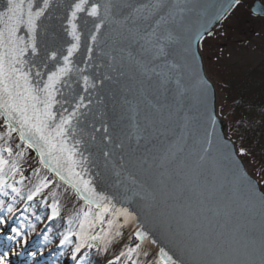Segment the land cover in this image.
<instances>
[{
	"label": "water",
	"instance_id": "95a60500",
	"mask_svg": "<svg viewBox=\"0 0 264 264\" xmlns=\"http://www.w3.org/2000/svg\"><path fill=\"white\" fill-rule=\"evenodd\" d=\"M72 2L53 0L43 19L41 40L50 51H66L73 42L65 31L67 9ZM131 2L144 4L149 0ZM165 3L167 8L161 14L166 22L157 29L160 39L156 41L165 52L159 56L156 47L146 45L149 50L145 51L142 40L132 39L136 33L150 31L159 15L135 24L131 20L106 23L97 44H91L89 39L92 18L79 20L80 49L72 59L81 68L86 62L84 74L96 87L84 92L83 81L78 84V76L73 74L70 83L75 91L64 88V96L58 99H71L76 93L85 96L88 107L80 110L86 115L80 116L76 136L81 139L78 150L86 158L85 179H91L96 191L112 198L117 207H126L137 217L136 222L119 224L158 264H165L161 248L181 264H209L215 259L209 245L220 256L229 247L235 249L238 255L231 259L235 264H244V254L259 248L264 236V207L253 195L252 187L257 193L264 190L249 173L218 115L215 87L207 76L200 51L208 33H213L238 4L234 0ZM229 4L233 5L230 9ZM128 11L124 9L116 19L123 20ZM250 12L264 17V6L255 1ZM198 31L203 33V39L196 44ZM169 33L175 37L173 41L166 39ZM190 41L195 60L185 51ZM88 46L93 48L90 61ZM62 110L56 106L58 114ZM13 134L32 152L42 169L89 207L50 167L40 163L36 150L22 143L17 133ZM72 143L69 137L68 144ZM105 151L108 157L104 156ZM91 208L98 211L95 206ZM137 227L150 238L139 240L135 235Z\"/></svg>",
	"mask_w": 264,
	"mask_h": 264
},
{
	"label": "snow or ice",
	"instance_id": "6c2138e0",
	"mask_svg": "<svg viewBox=\"0 0 264 264\" xmlns=\"http://www.w3.org/2000/svg\"><path fill=\"white\" fill-rule=\"evenodd\" d=\"M234 2L238 4L239 0H234ZM52 6L53 0H0V117L3 118L5 128L4 135H0V140H5V145H0V151L7 152L9 156L13 155V149L7 146L6 138L10 139L13 133H17L22 143L37 151L41 164L50 167L61 181L70 185L79 197L87 202L89 208L95 206L98 210L95 213L98 220L103 222V218L107 215L112 217L108 222L110 226L119 224L121 221L123 224L136 222L137 217L128 208L117 207L112 198L96 191L91 179H85L86 158L78 150L81 139H76L80 116L86 115L80 110L82 107H88L85 103V96L76 93L71 99L67 97L58 99V97L64 96L62 91L64 88L75 91L70 83L73 74H77L78 84L81 80L83 81L84 92L96 87L90 76L84 74L87 71L86 62L85 67L81 68L76 66L72 59L80 49L81 32L78 31L77 23L79 20L84 17L92 18L93 30L90 32L89 39L91 44H97V37L106 23L123 24L131 20L135 24L139 20L147 21L159 15L150 31H145L143 34L136 33L132 36L136 42L141 40L144 42L141 47L145 51L149 50L145 47L146 45L156 47V55L159 56L164 54L165 49L163 45L156 43L160 39L157 36V29L162 22H166L165 15L161 13L167 8V4L165 0H149V3L144 4H134L131 0H121L119 3L115 0H73L67 9V28L65 29L73 42L68 45L66 51H50L41 40L43 19L46 18V13ZM232 6L229 4L228 8ZM124 9L129 10L127 15L123 20H117L116 15ZM222 11L226 12L227 9H222ZM168 14L172 15L171 12ZM219 18L218 16L217 19ZM84 23L87 24L88 21L85 20ZM166 39L173 41L175 37L169 33ZM194 39L196 44H199L203 39V33L196 32ZM191 49L192 42L190 41L185 51L195 60L196 54L192 53ZM86 51L87 60L90 61L93 48L88 46ZM172 67L178 66L173 65ZM105 79H110V77L106 76ZM201 83L206 84L205 81ZM65 104H69L70 108H63ZM57 105L63 109L59 114L55 111ZM213 123H215L214 120ZM107 131V127H104V132L107 133ZM69 137L73 139L71 146L68 144ZM91 138L95 140L94 136ZM105 139H110V137H105ZM208 145L211 147L210 140ZM207 151L208 148H205V152ZM16 155L23 158L22 151ZM78 155L80 159H76ZM104 156L108 157L109 153L105 151ZM18 172L20 169L16 163L10 164L7 159L0 156V191L10 188L16 195L20 194V190L9 184L6 179L9 175L14 177ZM35 174L39 175L38 172ZM245 179H247L246 176ZM50 183L46 178L41 180L35 185V191L31 192L27 199L32 200L35 195L48 188ZM252 193L264 207V193H257L254 186ZM8 211L11 212L12 208L9 207ZM53 215H59L55 205ZM83 215L87 219L91 212H84ZM83 228L84 224L81 223V229ZM17 235L20 234L17 233ZM135 235L142 241L150 238L149 234L139 227ZM91 238L98 239L97 236ZM68 239V236L64 237V241ZM151 242L156 243L155 240ZM201 247H203L202 244ZM208 247L215 257L209 264H235V261L231 259L232 256L238 255L235 249L229 247L224 256H220L212 251L213 246ZM128 251L131 254L134 249L130 248ZM221 251H224L223 246H221ZM244 255L246 257L244 264H264V236L261 238L259 248H254L253 251L246 252ZM160 256L165 264H181L163 248L160 249ZM0 264H6V261L0 259Z\"/></svg>",
	"mask_w": 264,
	"mask_h": 264
},
{
	"label": "trees",
	"instance_id": "16d2710c",
	"mask_svg": "<svg viewBox=\"0 0 264 264\" xmlns=\"http://www.w3.org/2000/svg\"><path fill=\"white\" fill-rule=\"evenodd\" d=\"M242 33L248 36L246 32ZM219 89L223 96L221 109L226 110L224 119L229 135L239 155L251 163L255 169L256 178L264 186V62L256 67L246 68L242 73H228L226 78L221 79ZM4 133L5 128L0 117V135ZM6 140L7 146L13 149V155L9 156L7 152L0 151V156L7 159L10 164L18 165L20 172L14 177L9 175L8 178L22 177L18 184L21 201L22 204H28L30 208L28 215L19 217L21 230L15 225L12 228L19 230L25 239L27 238L24 230H29L28 234L38 235L34 246L43 250L44 253H48L56 244L64 241L65 236L69 237L61 248L53 251L52 254L57 260L53 261L47 257L49 261L60 264L62 257L77 244L75 240L77 236H82L81 241H83L89 234H95L98 237L96 240L101 241L102 244L109 243L110 259L121 256L122 261L132 260L137 264H157L155 257L137 243L127 230L119 224L110 226L108 223L110 219L107 217L103 218V222L98 220L95 216L96 211L80 203L69 189L56 182L41 169L34 155L18 141L14 134ZM0 145H5V140H0ZM21 151L23 152L22 159L16 155ZM37 172L39 175L35 174ZM45 178L51 182L50 186L35 195L32 200H28V195L35 191V185ZM54 205L59 215L51 217L48 206L53 208ZM3 206H5V212H9V207L12 211L15 209L0 197V208ZM87 211H90L91 215L85 219L83 214ZM81 223L84 224L83 230ZM130 248L134 249L131 254L128 251ZM77 261L80 264H101L102 255L99 250H93L91 244H87L85 249L79 253Z\"/></svg>",
	"mask_w": 264,
	"mask_h": 264
},
{
	"label": "rangeland",
	"instance_id": "374dc122",
	"mask_svg": "<svg viewBox=\"0 0 264 264\" xmlns=\"http://www.w3.org/2000/svg\"><path fill=\"white\" fill-rule=\"evenodd\" d=\"M255 1H259L264 6V0H240L238 5L233 9L234 13H232V11V15L229 17L230 13L227 18L214 30V32L205 38V41L203 40L204 42H202L200 46V51L205 64V71L215 87L218 115L224 121V113H226V110L221 109V105H223V96L221 95V91L219 89L221 79L226 78L228 73H242V71L246 68L256 67L264 62V17L255 16L250 12V9ZM242 32H246L248 36ZM250 37L251 39H249ZM246 39H248V41H246ZM226 132L229 135L228 129ZM242 158L245 159L249 168V173L256 178L255 169L252 167L251 163L245 157L242 156ZM6 179L13 187L19 188L18 182H20L22 177L14 179L6 177ZM258 182L264 190V186L259 180ZM0 196L4 199V201L9 202V205L13 208H18L17 211L13 213L11 218L13 217V219L15 218L16 220V218H19L22 215L24 216L29 214L30 208L28 204H22V197L20 194L16 195L10 188H8L4 191H0ZM48 209L49 213L53 214V208L48 206ZM1 214L2 213L0 212V215ZM17 226L20 227L18 224ZM12 234L14 238L11 235H8V238L9 240H12L14 247L10 246L9 242L8 244L10 249L15 252L16 246L21 245L20 243H22V239L16 232ZM91 237L92 234H89L88 237L82 241L83 245L91 240ZM77 238L81 239L82 236H77L75 240ZM97 242L101 243V241H95L92 245L93 250L98 249L102 255H106V251L104 249L107 245L101 243L104 248L101 249L100 243ZM23 244L26 246L25 243ZM25 254L27 259H25L24 264H42L40 261L43 259L38 257L39 255L37 252H26ZM71 255L72 254L69 253V255L65 256V264H70L69 261H72ZM0 259H4L6 264H8L12 257L7 253V251H3V253L0 254ZM108 262L109 263L107 264H129L127 260L119 262V258H115Z\"/></svg>",
	"mask_w": 264,
	"mask_h": 264
},
{
	"label": "bare ground",
	"instance_id": "6f19581e",
	"mask_svg": "<svg viewBox=\"0 0 264 264\" xmlns=\"http://www.w3.org/2000/svg\"><path fill=\"white\" fill-rule=\"evenodd\" d=\"M225 122V121H224ZM225 124H226V122H225ZM226 126H227V124H226ZM227 129H228V126H227Z\"/></svg>",
	"mask_w": 264,
	"mask_h": 264
}]
</instances>
